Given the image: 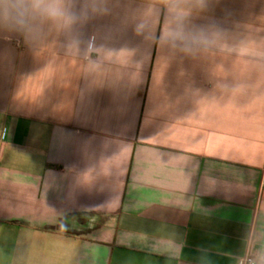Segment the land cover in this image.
<instances>
[{
    "label": "crops",
    "instance_id": "1",
    "mask_svg": "<svg viewBox=\"0 0 264 264\" xmlns=\"http://www.w3.org/2000/svg\"><path fill=\"white\" fill-rule=\"evenodd\" d=\"M110 7L89 52L0 29V264H264V0H210L194 58Z\"/></svg>",
    "mask_w": 264,
    "mask_h": 264
},
{
    "label": "clouds",
    "instance_id": "2",
    "mask_svg": "<svg viewBox=\"0 0 264 264\" xmlns=\"http://www.w3.org/2000/svg\"><path fill=\"white\" fill-rule=\"evenodd\" d=\"M163 20L156 40L176 55L196 57L217 46L223 31L214 23L196 24L193 18L205 11L210 0H161ZM110 0H0V29L31 39L45 29L65 37L69 49L89 52L106 48L83 29L97 17L109 15ZM143 25L134 31L142 34Z\"/></svg>",
    "mask_w": 264,
    "mask_h": 264
},
{
    "label": "built area",
    "instance_id": "3",
    "mask_svg": "<svg viewBox=\"0 0 264 264\" xmlns=\"http://www.w3.org/2000/svg\"><path fill=\"white\" fill-rule=\"evenodd\" d=\"M238 264H256L254 258V248L251 241L248 242L246 252L242 258H240Z\"/></svg>",
    "mask_w": 264,
    "mask_h": 264
}]
</instances>
